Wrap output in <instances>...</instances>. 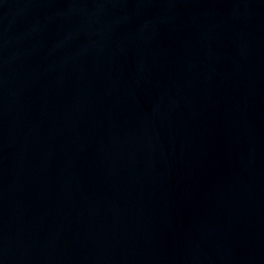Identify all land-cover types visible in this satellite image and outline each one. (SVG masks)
I'll return each instance as SVG.
<instances>
[{
	"label": "water",
	"instance_id": "95a60500",
	"mask_svg": "<svg viewBox=\"0 0 264 264\" xmlns=\"http://www.w3.org/2000/svg\"><path fill=\"white\" fill-rule=\"evenodd\" d=\"M0 264H264V0H0Z\"/></svg>",
	"mask_w": 264,
	"mask_h": 264
}]
</instances>
